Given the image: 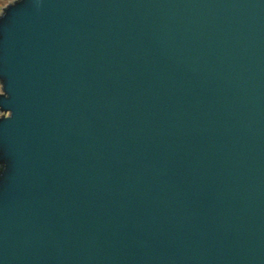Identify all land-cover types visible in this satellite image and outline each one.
Returning a JSON list of instances; mask_svg holds the SVG:
<instances>
[{
  "label": "water",
  "instance_id": "obj_1",
  "mask_svg": "<svg viewBox=\"0 0 264 264\" xmlns=\"http://www.w3.org/2000/svg\"><path fill=\"white\" fill-rule=\"evenodd\" d=\"M0 84V264H264V0H17Z\"/></svg>",
  "mask_w": 264,
  "mask_h": 264
},
{
  "label": "rangeland",
  "instance_id": "obj_2",
  "mask_svg": "<svg viewBox=\"0 0 264 264\" xmlns=\"http://www.w3.org/2000/svg\"><path fill=\"white\" fill-rule=\"evenodd\" d=\"M17 0H0V16L3 14V10L10 4L15 3ZM2 93V85L0 84V94ZM0 113V117H2Z\"/></svg>",
  "mask_w": 264,
  "mask_h": 264
}]
</instances>
